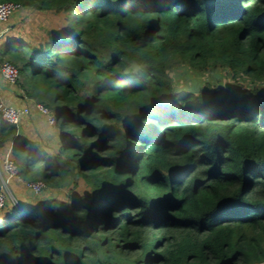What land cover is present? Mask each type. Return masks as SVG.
<instances>
[{"label": "trees", "instance_id": "1", "mask_svg": "<svg viewBox=\"0 0 264 264\" xmlns=\"http://www.w3.org/2000/svg\"><path fill=\"white\" fill-rule=\"evenodd\" d=\"M5 2L65 15L0 43L64 139L48 153L0 115V151L88 193L6 205L0 264H264V0ZM178 64L231 82L179 90Z\"/></svg>", "mask_w": 264, "mask_h": 264}, {"label": "rangeland", "instance_id": "2", "mask_svg": "<svg viewBox=\"0 0 264 264\" xmlns=\"http://www.w3.org/2000/svg\"><path fill=\"white\" fill-rule=\"evenodd\" d=\"M27 12L24 14V21L21 22L23 25L22 34L24 40L35 42L38 39L46 40L47 32L50 29H60L63 30L66 28L65 23V15L63 13L61 14H55L54 12H46V11H35V10H26ZM32 11V12H31ZM22 27V26H21ZM9 61V60H7ZM171 75L174 80V84L177 89L179 90H191L194 92H198L206 83L210 82L213 84L218 85H226L230 84L231 80L229 79L230 75L225 72V70L218 69L217 71L210 72V71H204V72H197L193 71L191 68L183 66L182 64H178L174 66L173 69H171ZM247 86L249 84H246ZM264 92V84L261 87ZM56 128L55 130H57ZM26 135H30L32 140L37 141V143L42 147L47 149L48 146H55L57 147L56 143H46V139L41 135H36L35 131L25 130ZM53 136L50 134L49 136H46V138ZM44 138V139H43ZM48 153H51L47 151ZM17 165L19 167V171L24 174L25 171V165L24 161L22 160V157L19 156L16 159ZM2 167V166H0ZM22 176V175H21ZM2 178L8 179V206L17 205L22 200L28 201H36L41 202L44 200L55 198L59 199L61 201L67 202V196L70 194L72 195H84L88 193V190L83 186L82 181L80 180L79 186L77 188H74L73 185H68L67 188L61 189V190H52L48 186L41 194H34L32 191L28 189L26 186V182L24 185L16 184L14 185L15 179L6 177V174L2 171L0 168V183L2 184ZM8 208V209H9ZM1 218V216H0Z\"/></svg>", "mask_w": 264, "mask_h": 264}, {"label": "crops", "instance_id": "3", "mask_svg": "<svg viewBox=\"0 0 264 264\" xmlns=\"http://www.w3.org/2000/svg\"><path fill=\"white\" fill-rule=\"evenodd\" d=\"M26 12H27L26 9H23L18 13H16L9 21L4 23L0 22V34H1L0 43L3 42L5 43L13 39H18L30 43V41L24 40L23 35H21L22 34L21 28H23L21 22L24 21L25 19L24 14ZM5 36L6 38L3 39ZM0 101H3L7 105L13 106L18 109L29 107L31 113L30 115L25 116L23 118V123H22L28 125L27 127H25V130L30 129V131H35L36 135H41L46 139L47 141L46 143H50V142L56 143L57 147L60 146L61 140L64 139V135H62L58 129L55 130L57 128L56 126L50 125L47 116L42 114L37 109V106L33 100L23 95V93L17 87V85L10 84L5 79H3L1 75H0ZM22 126L23 125H21V127ZM50 134H52L53 136L46 138V136H49ZM53 147L55 146H48L47 151L52 152ZM6 157H9L11 159L13 158L11 145L0 151V166H2L0 168L6 174L7 177L8 174L3 169V160ZM15 182H16L14 183L15 186L16 184L24 185L25 183L24 179H22V181L15 179Z\"/></svg>", "mask_w": 264, "mask_h": 264}, {"label": "built area", "instance_id": "4", "mask_svg": "<svg viewBox=\"0 0 264 264\" xmlns=\"http://www.w3.org/2000/svg\"><path fill=\"white\" fill-rule=\"evenodd\" d=\"M23 9L22 5L15 2H5L0 3V22L4 23L9 21L16 13ZM1 37V34H0ZM0 75L3 79L9 82L12 85H16L19 79V71L18 69L9 62H4L0 64ZM37 109L44 115L47 116L50 125L56 126V118L51 114L50 110L42 104L37 105ZM31 110L29 107L24 108H15L13 106H9L3 101H0V115L4 122L19 126L23 122V118L25 116L30 115ZM3 169L9 175L10 178L17 179L22 181L19 167L15 160L6 157L3 160ZM26 186L30 191H32L35 195L43 193V191L47 188L46 183L43 181H34V182H26ZM1 184V183H0ZM8 179L2 178L1 191H0V212L6 207L8 204Z\"/></svg>", "mask_w": 264, "mask_h": 264}, {"label": "clouds", "instance_id": "5", "mask_svg": "<svg viewBox=\"0 0 264 264\" xmlns=\"http://www.w3.org/2000/svg\"><path fill=\"white\" fill-rule=\"evenodd\" d=\"M37 106V105H36ZM20 175H21V172H20ZM22 177V176H21ZM23 179V178H22ZM45 183V182H44Z\"/></svg>", "mask_w": 264, "mask_h": 264}]
</instances>
